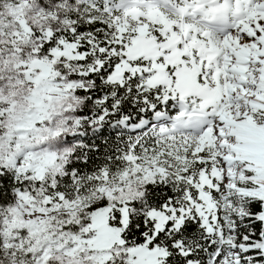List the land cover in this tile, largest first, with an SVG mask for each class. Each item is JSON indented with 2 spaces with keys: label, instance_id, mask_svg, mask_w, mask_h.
Wrapping results in <instances>:
<instances>
[{
  "label": "snow or ice",
  "instance_id": "6c2138e0",
  "mask_svg": "<svg viewBox=\"0 0 264 264\" xmlns=\"http://www.w3.org/2000/svg\"><path fill=\"white\" fill-rule=\"evenodd\" d=\"M0 264H264V0H0Z\"/></svg>",
  "mask_w": 264,
  "mask_h": 264
}]
</instances>
